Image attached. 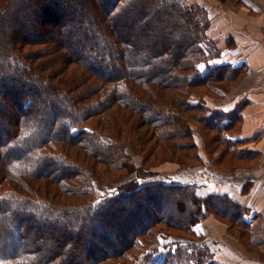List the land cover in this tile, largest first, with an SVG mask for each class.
Here are the masks:
<instances>
[{"label": "trees", "instance_id": "1", "mask_svg": "<svg viewBox=\"0 0 264 264\" xmlns=\"http://www.w3.org/2000/svg\"><path fill=\"white\" fill-rule=\"evenodd\" d=\"M203 5L0 0V264H212L198 223L250 229L248 206L160 168L203 167L198 132L223 170L258 155L232 138L243 104L211 100L245 70Z\"/></svg>", "mask_w": 264, "mask_h": 264}, {"label": "crops", "instance_id": "2", "mask_svg": "<svg viewBox=\"0 0 264 264\" xmlns=\"http://www.w3.org/2000/svg\"><path fill=\"white\" fill-rule=\"evenodd\" d=\"M201 3L203 4L202 1ZM208 10L211 19L210 31L216 26L219 27L215 35L220 42L223 41V45L228 44L226 39L232 38L230 46L225 47L221 60L233 62L235 65L242 64L245 70L236 84H232L227 90L221 89L222 94L214 97L213 103L223 111H230L237 104H243L240 129L233 133L232 138L239 139V147H245L258 155L249 160H254L252 166L236 167L230 171L214 169L206 160V168L214 173L215 179L201 181V193L204 195L213 190L226 192L235 201L248 206L249 222L253 230L256 225L264 223V219L260 221L264 216V171L258 169H264V0H236L232 3L227 1L217 11L209 7ZM194 97L193 102H196L198 97ZM167 167L163 171L167 175L185 179L183 181L198 180L183 176L182 172L186 170L183 167ZM217 181L221 188H218ZM212 182L217 183L213 185ZM246 182H249V186L243 191ZM195 230L197 234L214 240L208 243L213 255L210 259L212 264H262L264 261V252L261 258L258 257L259 254L255 255L254 245L257 240L252 231L249 243L252 248L242 249V245L233 243L240 239L235 235L236 232L229 230V236L225 232L227 224L218 219L200 222Z\"/></svg>", "mask_w": 264, "mask_h": 264}, {"label": "rangeland", "instance_id": "3", "mask_svg": "<svg viewBox=\"0 0 264 264\" xmlns=\"http://www.w3.org/2000/svg\"><path fill=\"white\" fill-rule=\"evenodd\" d=\"M186 1V0H185ZM189 1V0H187ZM191 1H194V0H190ZM197 1V0H196ZM203 2V4L205 5V7L208 9V7L211 9V10H218L220 8V5L221 4H224L225 2H236V0H224V1H219V0H201ZM203 5V6H204ZM238 5V4H237ZM212 33L214 34V37L216 38L217 40V37L215 35V33H217V31H219V27L216 26V28H213L212 30ZM173 40H171L172 42ZM217 42L219 43V40H217ZM216 86V84H215ZM194 96L198 97L199 98V95L198 94H192L191 97H190V101L193 102L195 101V98ZM214 97H217V96H213ZM211 100H213L214 102V99L211 98ZM197 127L199 128V125H197ZM200 130V129H199ZM198 130V131H199ZM199 148L201 149V155L203 156L204 159H206L209 163L210 166H212L214 169H217V170H222V171H230V170H223L224 167L222 165H218V163L216 162L215 158L219 156V153L221 152L222 149L218 148L216 149L213 153H211L210 151H205V148H204V141L203 139L206 137L207 140H210L211 142V138L209 134L205 135L204 132L199 133ZM203 136V137H202ZM104 137V136H103ZM214 144H218V143H214ZM127 151L131 154H133V158L135 160V162L137 164H140V162H142V158L140 155H138L137 153H134L133 150L127 146ZM217 161H220V158L217 159ZM223 161V160H221ZM234 165L237 166V167H250L254 164V162H250V161H238V160H234ZM175 166L177 165L176 163H173V162H163L160 164V168H163L162 171H164L165 169H167L168 167L167 166ZM234 167V166H232ZM264 168V166H263ZM184 169H186V167H184ZM258 169H261V171H264V169L262 168H258ZM182 175L185 176L186 178H196L198 179L199 181H207V180H214L215 179V176H214V173L206 168V162L204 164L203 167L197 169V168H193L192 170L188 171L187 169L184 170V172H182ZM179 178V177H178ZM222 178V177H221ZM181 180H185V179H182V178H179ZM197 180V181H198ZM196 181V180H195ZM218 182V188H221L220 186V182ZM217 182H212L213 185H215L214 183H217ZM264 219V216L261 217V220L262 221ZM214 221H216V219H213ZM259 221V222H260ZM264 222V221H263ZM220 225H223L221 223H219ZM229 230L233 231L235 233L236 236H238L240 239H238L239 242H233L234 244H239V245H242V249L245 247V248H250V238H251V231L254 232V236L256 237L255 240H257V243H255L254 245V249H255V255L257 256L258 254L260 256H258L259 258H261V255L262 253L264 252V223L263 225H256L255 228L253 230H251V226H250V229L246 230V229H240V227H232L231 229H227L225 230V232H227V234L229 233ZM229 236H231V234H228ZM258 242L260 244H258ZM252 248V247H251ZM248 251V250H247ZM164 251L162 250V252L160 253V255H158L157 258H162V253ZM248 256V255H247ZM264 263V261H262V264ZM102 264H144L143 262L141 263L140 261L138 260H129V261H119V262H112V261H107V262H104Z\"/></svg>", "mask_w": 264, "mask_h": 264}, {"label": "snow or ice", "instance_id": "4", "mask_svg": "<svg viewBox=\"0 0 264 264\" xmlns=\"http://www.w3.org/2000/svg\"><path fill=\"white\" fill-rule=\"evenodd\" d=\"M198 70L203 72V71H207V66H198ZM225 111H227V109H225Z\"/></svg>", "mask_w": 264, "mask_h": 264}]
</instances>
